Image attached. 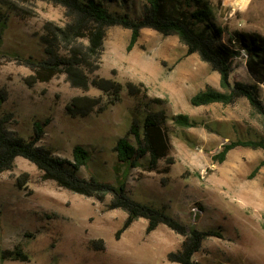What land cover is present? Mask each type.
I'll list each match as a JSON object with an SVG mask.
<instances>
[{
    "label": "rangeland",
    "instance_id": "rangeland-1",
    "mask_svg": "<svg viewBox=\"0 0 264 264\" xmlns=\"http://www.w3.org/2000/svg\"><path fill=\"white\" fill-rule=\"evenodd\" d=\"M124 1L134 11L140 8L138 0ZM206 1L216 25L264 37V0ZM0 9L7 15L0 47V117H8V132L28 138L34 121L48 120L40 145L68 160L75 145L88 151L80 178L92 176L114 186L124 181L132 200L163 209L187 228L219 231L222 238L208 237L194 255L199 264H264V164L252 174L264 161V150L239 147L223 163L212 161L229 141L264 142V123L245 99L228 106H191L190 98L199 91H222L219 75L197 55L186 56L177 37L150 29L142 30L127 51L130 32L121 27L106 30L100 59L92 62L97 68L87 73L122 86L113 105L93 87H72L64 74L28 86L32 70L21 59L45 57L44 28L63 26L64 9L38 0H0ZM230 81L254 82L240 58ZM258 94L264 102V84ZM81 96L101 98L99 107L108 108L71 118L66 107ZM179 114L202 126H176L172 118ZM147 115L164 122L168 155L153 171L145 157L128 177L123 168L117 175L114 145L133 121L141 125ZM109 200L100 203L43 181L33 164L16 158L11 170L0 173V251L21 248L29 261L0 264H172L166 256L179 249L181 237L164 226L146 234V221L139 219L116 239L126 215L107 210ZM100 242L102 249L94 250L93 243Z\"/></svg>",
    "mask_w": 264,
    "mask_h": 264
},
{
    "label": "trees",
    "instance_id": "trees-1",
    "mask_svg": "<svg viewBox=\"0 0 264 264\" xmlns=\"http://www.w3.org/2000/svg\"><path fill=\"white\" fill-rule=\"evenodd\" d=\"M51 3L64 9L67 19L63 26H46L42 37L44 58L23 57L21 62L32 70L26 84L48 83L55 76L64 74L66 80L74 88L87 90L93 87L109 100V105L119 101L122 86L111 80L89 78L98 63L106 30L121 27L130 32L127 51H130L140 38L141 31L150 29L163 37L175 36L185 47L186 56L197 55L209 68L219 75L222 91L206 88L190 98L193 107L221 104L228 106L239 99H245L260 120L264 123V102L258 94L259 85L264 84V37L258 34H246L228 31L215 24L213 11L206 0H138L140 8L134 11L124 0H38ZM118 4V5H117ZM118 9L113 10L111 6ZM5 6V5H4ZM7 26V15L0 9V47ZM87 45L83 46L82 42ZM59 45L63 46L59 48ZM4 53L0 50V58ZM17 58V56H15ZM242 59L253 84L233 83L230 76L233 63ZM3 98L0 95V107ZM101 98L75 97L66 107L71 118H85L96 109L105 111L108 107H99ZM7 116L0 117V173L12 169L13 162L20 157L35 166L41 173L43 181H51L61 189L72 194L105 203L107 210H121L126 217L116 231V239L135 221H146L145 232L149 234L157 227L164 226L175 235L181 237L178 250L167 254V261L172 264H199L193 259L208 237L222 238L219 231H200L194 227H186L158 209L132 200L126 191V183L116 186L101 182L90 176L80 178L77 172L84 168L90 155L81 145L72 149L71 160L53 155L40 145L48 120L34 121L32 134L28 138L8 132L5 124ZM180 128H197L202 126L188 115L179 114L172 118ZM160 117L147 115L141 125L133 121L124 137L119 138L113 148L118 175L120 168L125 169L128 177L130 171L142 166L141 160L148 158L147 169H156L159 160L166 158L169 143ZM132 139V140H131ZM263 149V141L235 140L222 145L220 151L212 156V161L221 164L227 154L236 148ZM264 161L258 165L255 174ZM124 171V170H123ZM167 172V171H165ZM102 242L93 243L94 250H101ZM28 262L29 257L21 248L0 251V263Z\"/></svg>",
    "mask_w": 264,
    "mask_h": 264
}]
</instances>
